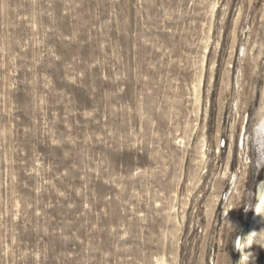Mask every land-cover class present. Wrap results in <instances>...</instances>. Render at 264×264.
<instances>
[{
	"label": "rangeland",
	"instance_id": "374dc122",
	"mask_svg": "<svg viewBox=\"0 0 264 264\" xmlns=\"http://www.w3.org/2000/svg\"><path fill=\"white\" fill-rule=\"evenodd\" d=\"M263 90L264 0H0V264H261Z\"/></svg>",
	"mask_w": 264,
	"mask_h": 264
},
{
	"label": "bare ground",
	"instance_id": "6f19581e",
	"mask_svg": "<svg viewBox=\"0 0 264 264\" xmlns=\"http://www.w3.org/2000/svg\"><path fill=\"white\" fill-rule=\"evenodd\" d=\"M261 95H262L261 97L262 104L260 103L261 106H259L260 108L258 109V112L256 114L257 128H258V131H256L257 134L260 131L264 133V90L262 91ZM198 155L200 161L205 159L204 151L202 150V148L199 149ZM226 174H228V172H224L222 174V179L226 178ZM232 185L233 188H235V175H233L232 177ZM255 197H256V201L251 211H249L245 215L244 231L242 232L243 234L241 236L240 242L238 243V249L240 248V250L242 251L243 249H247L246 251L247 253H249L251 247L254 245L253 243H256L257 246L260 247L264 253V182L258 184ZM214 201L215 200H213V202ZM247 255L245 251L242 252V255L239 259V264L247 263L248 260ZM156 264H164V263L163 261L160 260V261H156ZM261 264H264V256Z\"/></svg>",
	"mask_w": 264,
	"mask_h": 264
}]
</instances>
